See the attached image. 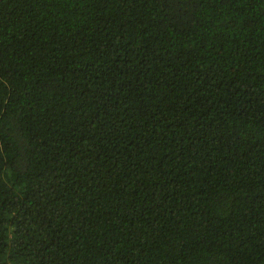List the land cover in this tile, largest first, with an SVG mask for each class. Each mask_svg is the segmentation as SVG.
I'll return each instance as SVG.
<instances>
[{
  "label": "trees",
  "instance_id": "16d2710c",
  "mask_svg": "<svg viewBox=\"0 0 264 264\" xmlns=\"http://www.w3.org/2000/svg\"><path fill=\"white\" fill-rule=\"evenodd\" d=\"M0 264H264V0H2Z\"/></svg>",
  "mask_w": 264,
  "mask_h": 264
},
{
  "label": "water",
  "instance_id": "95a60500",
  "mask_svg": "<svg viewBox=\"0 0 264 264\" xmlns=\"http://www.w3.org/2000/svg\"><path fill=\"white\" fill-rule=\"evenodd\" d=\"M2 0H0V2H1Z\"/></svg>",
  "mask_w": 264,
  "mask_h": 264
}]
</instances>
